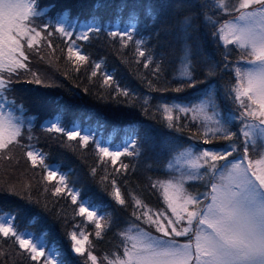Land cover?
Listing matches in <instances>:
<instances>
[{
  "label": "snow or ice",
  "instance_id": "6c2138e0",
  "mask_svg": "<svg viewBox=\"0 0 264 264\" xmlns=\"http://www.w3.org/2000/svg\"><path fill=\"white\" fill-rule=\"evenodd\" d=\"M73 7L0 0V264H264V0Z\"/></svg>",
  "mask_w": 264,
  "mask_h": 264
},
{
  "label": "trees",
  "instance_id": "16d2710c",
  "mask_svg": "<svg viewBox=\"0 0 264 264\" xmlns=\"http://www.w3.org/2000/svg\"><path fill=\"white\" fill-rule=\"evenodd\" d=\"M49 2L50 0H41L42 4H46ZM59 2L74 5L75 7L72 8L71 14H73L74 17L76 15H79L81 20L89 18L94 13L97 15H102L106 21L115 19V8L108 12H102L100 9L96 8V5H103L106 0H59ZM128 2L134 3L137 2V0H128ZM138 2L148 4L155 3L156 0H138ZM113 3L114 5L119 4L121 3V0H113ZM147 19V16H141V27L143 26V22ZM153 43H155V41H153ZM87 50L93 54L94 58L97 59H99L101 55L106 54L107 66L109 70H115L118 78H128V69L124 65L120 64L119 60L115 57L114 54H112L111 52L105 53L103 50H97L95 46H93L92 48H88ZM43 118H55V113L50 111L49 113H47L46 117H41V120ZM37 134L41 136V139L40 142L36 144V146L42 151L49 153V163L59 165L61 170L65 172L75 170V173H79L82 169L86 170L84 164L81 162V159H78L77 156L74 155L71 151L59 147V141L46 140L43 133L38 132ZM85 159H87V161L91 163L93 158L91 155H86ZM134 183L135 182H133V184ZM37 187L38 186H36L33 190L34 194L39 195ZM85 195H91V193L89 192ZM67 207L70 209L74 206H72L69 201ZM57 208L59 209V206H57ZM4 210L9 211L10 207L4 206ZM77 219H79V217ZM18 223L21 230L32 232L35 236H44V238L47 239V242L54 243L57 246L66 243L62 234L60 233L59 227H51V221L46 217L45 219H34L30 214L24 215L18 219ZM103 247H107V245H104Z\"/></svg>",
  "mask_w": 264,
  "mask_h": 264
},
{
  "label": "rangeland",
  "instance_id": "374dc122",
  "mask_svg": "<svg viewBox=\"0 0 264 264\" xmlns=\"http://www.w3.org/2000/svg\"><path fill=\"white\" fill-rule=\"evenodd\" d=\"M71 15L74 17L73 14H71ZM21 165H23V161H21ZM38 180H39V177H36L35 180L33 181V186H34L33 189L37 186L36 181H38ZM0 209H2L3 211H5L3 205H0ZM37 237H43L44 238V236H37ZM44 240L46 241V244H47L48 247L57 246L54 243L47 242V239L46 238H44Z\"/></svg>",
  "mask_w": 264,
  "mask_h": 264
}]
</instances>
